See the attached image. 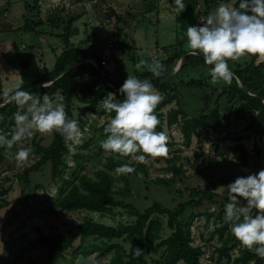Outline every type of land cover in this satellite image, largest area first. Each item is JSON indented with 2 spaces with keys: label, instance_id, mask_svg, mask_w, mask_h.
<instances>
[{
  "label": "rangeland",
  "instance_id": "374dc122",
  "mask_svg": "<svg viewBox=\"0 0 264 264\" xmlns=\"http://www.w3.org/2000/svg\"><path fill=\"white\" fill-rule=\"evenodd\" d=\"M14 1L11 0L7 8L8 17H1L2 22H15L14 16L26 11L25 18L33 19L32 29L40 31V33L23 29L15 31L20 61H22L21 57L34 54L33 50H35L36 54H41L43 63L49 67L53 66L63 47L56 35H61L68 22L76 19L70 26L73 33L69 40L71 50L77 55L87 56L83 63L94 66L96 62L89 56L93 51L102 52V60L105 61L104 70L112 79H122L133 70L129 54L123 53L114 43V14L121 18V27L127 35V42L134 41L138 62L141 60L151 62L153 59L161 61L171 56L174 51H188L184 30L189 25L199 26L203 18L201 13L207 9L205 0H195L198 4L197 9L185 6L182 11L172 5V0H28L34 8L31 12L32 9L27 11L22 3L12 4ZM38 1H42L44 6L41 7ZM206 1L210 8L208 14L220 3L231 5L235 2V0ZM6 4L5 0H1V6L6 7ZM21 44L27 49L20 48ZM248 61V57L244 56L235 62L229 60L228 64L234 69L236 65L244 67ZM259 61L264 62V59ZM209 69L204 67L180 69L176 75L166 77L163 81L176 84L180 80L206 78L210 76ZM8 71H10V74L7 73L8 82L4 80L7 71L5 69L1 71L0 84L5 91L13 92L17 85L23 86L24 76L21 77L11 68ZM138 71L142 72V68ZM208 83L210 87L202 89L180 88L177 103H172L163 110V113H167L172 108H179L186 117L195 116L203 108V98L210 95L212 107H217L221 115L220 126L214 131L206 130L199 136L193 137L190 145L186 146L178 126L174 125L168 129L164 125V132L170 143L167 155L146 159L144 161L147 168L146 175L140 173L139 176L130 177L131 196L126 198L115 196L116 200H121L140 212L153 203L174 209L190 200L192 189H203L213 177L247 176L264 168V136L247 138V132L244 130L246 121L237 118L234 103L228 102L225 96H221L222 88L226 83L222 80H218L215 84L209 80ZM50 100L53 103L59 102L60 96L55 95ZM22 108L25 107H19ZM74 116L81 125L83 135L80 143L70 144L68 147L69 153L65 156L66 168L62 179L53 180L51 166L46 164L25 180L24 170L32 166L38 160V156L29 153L26 162H19L15 158V153L20 147L31 148L33 143L48 146L52 132L34 131L32 137L15 143L13 150L7 152L0 163V200L8 203L6 207L0 209V253L9 257L10 264H44L45 250L35 244L40 233L52 236L63 235L68 232L70 226L81 223L85 218L110 226L127 225L134 221V217L122 208H113L111 212L100 216L87 211L65 213L55 207L59 188L66 187L64 180L74 182L80 173L92 177L94 171L102 167L106 155L104 152L97 153L92 144L86 145V143L92 139L95 129L108 120L98 117L97 112L87 111L76 100ZM238 143H242L247 149L248 160L245 165L238 162L233 151V147ZM256 150L259 151L258 154L255 153ZM77 151L84 154L82 169L76 168L73 161V155ZM173 161L176 166H181L183 173L174 178L169 186L155 184L156 179L171 178L168 167ZM75 168L78 171L76 173H74ZM216 193L217 196L212 202H204L196 209L188 208L181 217L184 222L190 224L192 245L202 250L199 264H233V259L238 255L237 248H232L236 238L231 231L228 241L226 240L228 232L225 231L221 236L218 231L225 223L224 204L227 201L223 195ZM255 211L253 209L251 214L255 215ZM159 219L163 229L161 240H165L169 237L170 230L167 228L166 218L159 217ZM225 240L228 242L226 247L230 248L228 251L230 259L219 252ZM116 242L129 249L127 243L119 240ZM84 243L85 241H76L74 247ZM71 254L72 251L67 257ZM157 257L158 255L148 256V264ZM109 259V256L98 259L95 254H90L78 256L73 264H104Z\"/></svg>",
  "mask_w": 264,
  "mask_h": 264
},
{
  "label": "trees",
  "instance_id": "16d2710c",
  "mask_svg": "<svg viewBox=\"0 0 264 264\" xmlns=\"http://www.w3.org/2000/svg\"><path fill=\"white\" fill-rule=\"evenodd\" d=\"M183 3L190 9H197L198 7L195 0H183ZM205 5L207 9L201 13L203 18L199 25L204 22V18L210 10L209 3L206 0ZM30 8L33 12V6L29 1H26L27 11H30ZM114 18V43L123 53L129 54L127 55L133 66L130 75H136L141 80H150L153 87L161 94L162 99L154 110L160 121L155 130L164 131V125L168 129L174 125L178 126L186 146L190 145L193 137L199 136L206 130H216L221 124V115L217 107H212L210 95L203 98V108L195 116L186 117L179 108H172L167 113H163L165 108L172 103H177L180 88L202 89L210 87L208 81L211 80V77L190 79L189 81L180 80L176 84H170L164 82V78L153 79L156 76H153L146 67H142V72H139L136 67L138 58L135 55V43L134 41L127 42V35L121 27V18L117 14H114ZM74 20L76 19L68 22L61 35H56L61 40L63 47L61 53L56 57L53 67L51 69L43 68L38 81L28 86H22V88L37 97L47 94L51 99L53 96L59 95V102L64 104L69 119H75L74 103L76 100L87 111L97 112L98 117L109 121L114 113L105 112L102 100L106 96L112 97V95L116 100H122L123 94L119 92V89L127 76L122 79L109 77V73L101 65V62L104 61L102 60V52L93 51L89 56L96 62L97 67L89 63H82L57 79L73 64L87 57L73 53L70 48L69 40L73 35L70 26ZM32 22L33 19L29 20L26 17L22 29L40 33V31L37 32L32 29L34 25ZM184 53L174 51L171 56L162 59L160 62L163 64L164 70L159 75L175 67ZM248 59L249 61L244 67L236 65L234 69L229 68L241 80L252 96H248L243 92L234 76L231 83H226V86L222 88L221 96H225L228 102L234 103L235 116L246 121L244 130L247 132V138H262L264 136V62L257 60L255 57H248ZM189 67L210 68L211 65H206L201 57L191 54L185 57L181 69L184 70ZM101 73H103V76ZM104 77L107 83L104 81ZM50 82L53 83L49 86H40ZM19 107L13 102L0 109V133L10 137L15 123L13 114L17 111H25V108L19 109ZM105 125L106 123L95 129L92 139L86 143V145L88 143L92 144L97 153H106L102 167L96 169L92 177L86 173H80L76 176L74 182L64 180L66 187L59 188L54 205L59 211L65 213L87 211L100 216L111 212L113 208H122L134 217V221L127 225L110 226L85 218L81 223L70 226L66 234L52 236L40 233L35 244L45 250L44 264H73L74 259L78 256L90 254H95L98 259L109 256V261L104 264H148L147 257L151 255H158L157 259L151 260V264H199L202 250L200 247L192 245L190 224L184 222L181 217L188 208L196 209L201 207L204 202H212L217 196L214 190L218 186H226L233 182L238 176L223 175L211 178L203 189H192L190 200L179 204L174 209H167L159 203H153L146 210L140 212L135 207L121 200H116L115 196L130 197V177L132 175L139 176L140 173L146 175L147 168L144 162L131 161L126 156L113 154L101 148V143L106 138ZM79 127L81 128V125ZM69 145L70 143L65 142L62 136L56 132H52V139L48 146L33 143L30 153L38 156V160L24 170V179L27 180L31 173L39 171L46 164L51 166L53 180L62 179L66 168L64 160L69 153ZM167 146H170L168 141ZM13 148L14 145L9 149L0 148V163L4 160L7 152L12 151ZM233 151L236 153L238 162L245 165L248 160L245 146L238 143L233 147ZM255 153L258 154L259 151L256 150ZM83 157L84 154L80 151L73 155L76 168H83ZM151 158L155 157H146V159ZM123 163H130L135 171L127 174L116 173L114 169ZM76 168L74 173L78 172ZM168 170L171 172V178L168 180L156 179L155 184L169 186L174 178L183 173L181 166H176L174 161L168 167ZM7 204L4 200H0V209L6 207ZM159 217L166 218V225L170 230V235L165 240H161L163 229ZM207 217H210V215H207ZM218 231L221 236L227 231L226 240L228 241L230 227L227 221ZM90 239L93 241H90ZM118 240L127 243L129 249L127 250L122 244L117 243ZM226 240L220 247L219 252L230 259L228 254L230 248L226 247L228 243ZM76 241H85V243L75 248ZM232 248H237L238 251L237 257L233 259V264H264V258L248 251L247 248L241 246L237 239L234 240ZM136 250L140 251L137 252ZM70 251H72V254L67 257ZM0 264H10L9 257L0 253Z\"/></svg>",
  "mask_w": 264,
  "mask_h": 264
},
{
  "label": "clouds",
  "instance_id": "9594fccd",
  "mask_svg": "<svg viewBox=\"0 0 264 264\" xmlns=\"http://www.w3.org/2000/svg\"><path fill=\"white\" fill-rule=\"evenodd\" d=\"M182 11L183 0H172ZM237 5V6H234ZM187 47L201 57L209 69L212 83L222 80L231 83L234 74L228 61L248 56L264 59V0H235L231 5L220 3L199 26L189 25L184 30ZM146 66L153 76L164 69L158 60H141L137 69ZM45 86V85H43ZM122 100L106 96L105 112L114 113L104 127L106 138L101 143L105 151L126 156L131 161L144 162L147 156L163 157L168 153V136L156 131L160 123L155 109L162 97L148 79L127 75L120 86ZM24 106L25 111L13 114L14 130L10 137L0 133V148L9 149L17 142L32 137L35 132L59 133L65 142L80 143L83 133L77 120L67 118L62 102L53 103L47 94L32 95L20 85L11 94L0 96V107L8 103ZM30 148L20 147L15 153L19 162H26ZM114 171L127 174L135 171L130 163L117 166ZM214 191L223 195L224 219L241 246L264 258V168L255 174L238 176L229 184ZM243 202V206H242ZM253 209L256 210L252 215ZM139 252L140 250H136Z\"/></svg>",
  "mask_w": 264,
  "mask_h": 264
},
{
  "label": "crops",
  "instance_id": "0c3cea01",
  "mask_svg": "<svg viewBox=\"0 0 264 264\" xmlns=\"http://www.w3.org/2000/svg\"><path fill=\"white\" fill-rule=\"evenodd\" d=\"M26 1L28 0H15L12 4L22 3L24 8H26V4H24ZM5 2L7 3L6 7H3L1 6L0 0V75H2L1 71L5 69L7 72L6 76H4V80L8 82L7 73L10 74V71L8 70L11 68L12 70H16L21 77L24 76L23 86H28L39 80L43 68L51 69L53 66L49 67V65L43 63L41 54H36L35 50H33L34 54L30 53L27 57H21L20 59H22V61L19 60V54L16 47L17 41L14 34L16 33V30H22L25 23L26 11L23 14L18 13L17 16H14L15 22L7 21L4 23L2 22L1 17H8L6 11L7 8H9L8 6H10L11 0H5ZM20 48L27 49L23 44H21ZM11 91H5L0 84V96L6 92L9 94Z\"/></svg>",
  "mask_w": 264,
  "mask_h": 264
},
{
  "label": "water",
  "instance_id": "95a60500",
  "mask_svg": "<svg viewBox=\"0 0 264 264\" xmlns=\"http://www.w3.org/2000/svg\"><path fill=\"white\" fill-rule=\"evenodd\" d=\"M192 54V52L190 51V50H188V51H186L182 56H181V58H180V60L178 61V63H177V65H176V67L173 69V70H171V71H168V72H165V73H163V74H161V75H159V76H156V77H154L153 79H163V78H166V77H170V76H174V75H176L179 71H180V69L182 68V65H183V63H184V60H185V57L187 56V55H191ZM94 61V60H93ZM84 62V59H82V60H80L78 63H75V64H73L64 74H62V75H60L57 79H59V78H61L63 75H65V74H67L73 67H75L76 65H79V64H82ZM96 67H97V64H96ZM233 73V72H232ZM102 74V76H103V73H101ZM234 74V73H233ZM234 77L236 78V80H237V82H238V84L240 85V87L242 88V90H243V92L246 94V95H248V96H252L247 90H246V88L244 87V85H243V83L241 82V80L240 79H238L237 78V76H235L234 75ZM57 79H55V80H57ZM104 81L107 83V81L105 80V77H104ZM53 82H50V83H45V84H42V85H40V86H42V87H45V86H49V85H51ZM43 85H45V86H43ZM32 89V88H31ZM263 103H264V100H263ZM7 104H5L4 106H6ZM3 106V107H4ZM2 107H0V109H1Z\"/></svg>",
  "mask_w": 264,
  "mask_h": 264
},
{
  "label": "built area",
  "instance_id": "2783aa9c",
  "mask_svg": "<svg viewBox=\"0 0 264 264\" xmlns=\"http://www.w3.org/2000/svg\"><path fill=\"white\" fill-rule=\"evenodd\" d=\"M38 3H39V5H40L41 7H43V6H44L42 1H38ZM101 65H103V66H104V65H105V62H104V61H102V62H101Z\"/></svg>",
  "mask_w": 264,
  "mask_h": 264
}]
</instances>
